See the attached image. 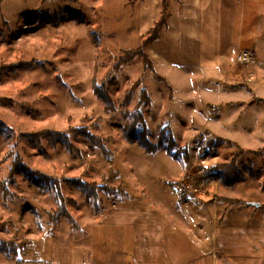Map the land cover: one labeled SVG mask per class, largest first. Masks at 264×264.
<instances>
[{"label": "rangeland", "instance_id": "1", "mask_svg": "<svg viewBox=\"0 0 264 264\" xmlns=\"http://www.w3.org/2000/svg\"><path fill=\"white\" fill-rule=\"evenodd\" d=\"M169 2L171 22L162 28L158 41L153 40V50L150 48L152 70L143 65L140 57L117 69L114 65L121 50L135 46L157 18L158 0H0V121L7 127L5 132L0 131V242L15 245L14 250L0 248V264H58L60 257L73 253L66 248L60 253L57 246L71 245L77 239L74 235L81 236L74 234L64 216L53 222V189H41L20 172L12 171L15 155L33 172L54 177L83 176L87 183L119 189L111 193L99 186L94 198L60 181L63 206L76 225L85 226L112 207L162 208L169 203L179 204L190 195L204 204L216 201L210 206L215 210L247 204L248 224L239 235L242 245L247 239L248 257L257 258L255 264H264L260 257L264 248V150H241L264 147V104L255 106V102H248L245 133L233 125L239 122L237 119L229 120L223 115L224 109L200 106V100L218 102L235 96L232 90L218 95L214 92L215 74L208 73L210 78L205 81L198 80L197 68L188 77L180 73L170 75L165 63L196 67L208 47L196 30V26L204 25L207 0H200L199 5L193 0ZM190 18L193 32L189 31ZM147 48L148 45L146 51ZM21 63L30 66L16 68ZM7 65L15 67L4 68ZM157 76L177 84L175 91L166 88ZM91 78L106 82L113 109L107 108L95 94ZM137 80L139 84L132 90ZM141 88L146 89L150 98L140 103L148 138L160 146L153 153L128 143L121 132L125 123L122 112L136 104ZM131 90L130 101L124 103L125 94ZM193 97L198 102L191 105V110L183 101ZM175 114L177 118L173 117ZM193 114L201 125L224 141L208 145L206 141L217 137L208 130L203 139H196L205 129L199 130L197 120H191ZM169 116L176 142L172 151L177 157L167 153L166 137L160 138L158 133V123L170 125ZM80 127L101 137L107 152L88 145L81 133L75 131ZM49 130L67 133L73 150H67L59 140L53 142L47 135L38 134ZM230 160L243 174L232 186L213 177L208 178L217 185H205L208 178H196L202 170ZM187 183L194 188L178 197L174 186ZM4 185L6 188L2 189ZM219 196L242 202L230 205L217 199ZM213 251V255L227 257L224 254L230 253V245L214 246Z\"/></svg>", "mask_w": 264, "mask_h": 264}, {"label": "crops", "instance_id": "2", "mask_svg": "<svg viewBox=\"0 0 264 264\" xmlns=\"http://www.w3.org/2000/svg\"><path fill=\"white\" fill-rule=\"evenodd\" d=\"M167 2L166 22L160 27L155 41L163 35L162 28L171 22L172 6L169 0ZM193 2L200 4V0ZM158 3L160 5V0ZM204 12V25L202 28L196 26L199 37L208 47V52L202 54L201 63L196 67L165 63L164 68L169 69L170 75L180 73L186 77L197 68L199 81L209 80V74H215L217 83L213 87L214 92L218 95L232 90L235 96L216 103L200 100V106L224 109L223 115L229 120L237 119L239 122L233 125L248 133V102H255V106L264 104V0H207ZM194 17L198 25L197 15ZM191 18L188 24L189 31L193 32ZM155 41L147 48L150 58ZM241 50H248L254 56L255 64L249 70L241 68L236 62ZM157 55H161V52ZM162 78L166 81V88H172L174 92L177 84L174 86L167 78ZM195 99L185 98L183 102L192 110L191 105L198 102H194ZM183 102L180 101V104ZM172 103L175 104V97ZM188 106H185V111ZM173 117L177 118V115ZM198 119L196 115H191V120L199 123V130L205 129L217 136L212 129L201 125ZM172 122L170 117L169 123L175 134ZM208 179L205 185L215 182L212 178ZM199 200L188 197L179 204L169 203L162 208L149 205L145 208L112 207L85 226H73L74 234L79 233L81 236L74 235L77 239L71 245L57 246L60 253L63 248L73 253V256L66 253L63 258L60 257L58 264H237V261L255 264L258 259L248 257L247 239L242 245V236L239 235L245 229L243 226L248 224V205H237L239 208L234 209L229 206L227 210L220 207L218 213V210L210 208L217 204L216 201L204 204ZM229 245L230 253L224 254L227 257L213 255L214 246ZM260 255L264 258V248Z\"/></svg>", "mask_w": 264, "mask_h": 264}, {"label": "trees", "instance_id": "3", "mask_svg": "<svg viewBox=\"0 0 264 264\" xmlns=\"http://www.w3.org/2000/svg\"><path fill=\"white\" fill-rule=\"evenodd\" d=\"M168 2L167 0H160V13L158 18L152 23V25L145 31V33L142 35L140 41L132 47H127L123 48L121 50L122 55L117 59L116 64V69L119 68L120 66L126 64L128 61L134 59L135 57H140L143 65L145 67H149L152 69L153 61L150 58L148 52L145 50V47L149 45L154 39H156L159 35L160 27L166 22V16L168 13ZM19 67L23 66H30L29 63H21L17 65ZM14 68L15 66L13 65H7L4 68ZM153 70V69H152ZM158 80L166 84V81L164 78L157 76ZM92 81V89L95 92V94L102 100V102L105 104L107 108L113 109V102L108 95L106 91V82H98L96 78H91ZM139 84V80L135 81L134 85L132 86V90ZM132 90L128 91L124 98L123 102H128L131 99L132 96ZM150 100L149 95L147 94V91L145 88L140 89L139 93V99L137 100L136 104L132 108H127L124 109L122 112L123 117L125 118V123L122 126L121 132L122 136L128 143H135L138 146H140L146 153H153L155 152L160 146L156 142L153 143L152 141L149 140L148 138V126L145 121L144 115L142 113V110L140 108V103L143 101L148 102ZM159 126V136L160 138L166 137V140L168 144L165 146V150L167 153H169L172 157H177V153L172 151V147L175 145V138L174 134L172 131L171 126L168 123H158ZM7 130L6 125L0 121V131L5 132ZM78 133H81V135L84 137L88 145L93 146V147H98L102 152L106 153L107 150L104 147V140L91 133L88 129L80 127L75 129ZM207 130H204L198 135H196V139H203L205 134L207 133ZM42 135H47L50 140L53 142L55 140H59L63 143V145L66 147L67 150L72 151L73 147L69 143L68 140V135L67 133H61L57 131H42ZM212 140H209L206 143L208 145H212L215 141H224V138L222 137H212ZM225 141H227L225 139ZM228 143L231 144V141H227ZM240 149V148H239ZM185 150V149H184ZM243 152H252V153H259L264 150V147H260L257 149H251V148H242L241 149ZM241 151V152H242ZM185 151H184V157L185 156ZM185 159V158H184ZM12 171H18L20 172L23 176H25L28 180H30L32 183L40 187L41 189H47V188H52L54 191V196L56 200V207L54 211L52 212L51 218L54 219L53 222H55V219L58 220V217L64 216L66 217L72 226H76V221L75 219L71 218V215L67 213L65 207L63 206V196L60 193L59 190V182L60 181H65L68 184L73 185L74 187L78 188L80 191L84 192L87 194V196L91 195L94 198L95 196V191L97 187H102L105 189L107 192H118L119 189H113L108 187L105 184L99 185L90 182L87 183L83 181V176H78V177H54L50 175H44L42 173H39L38 171L33 172L30 170L27 166H25L21 161L18 156H14L12 159V164L11 168ZM208 177H213L217 179L221 184L225 186H232L235 180H239L243 178V174L239 171L237 168L236 164L234 163V160H230L229 162L226 163H217L214 164L211 168H207L202 170L199 174L196 175V178L198 180L200 179H206ZM6 188V186H2V189ZM7 193V191H4ZM219 200L226 201L228 204H233L236 202H242L239 199H232V198H226L219 196L217 197ZM94 204V203H92ZM58 218V219H57ZM0 248H3L2 250H14L15 245L12 244L11 242H0Z\"/></svg>", "mask_w": 264, "mask_h": 264}, {"label": "built area", "instance_id": "4", "mask_svg": "<svg viewBox=\"0 0 264 264\" xmlns=\"http://www.w3.org/2000/svg\"><path fill=\"white\" fill-rule=\"evenodd\" d=\"M236 62L238 64V66H240L241 68L249 70L255 64V59H254V56L248 50H241L238 52V54L236 56ZM248 81H250L249 78H248ZM193 188L194 187L189 183H187L185 185L184 184H177L176 186H174V192L178 195V197H180V196L190 192V190H192ZM190 197H192V196L190 195Z\"/></svg>", "mask_w": 264, "mask_h": 264}, {"label": "water", "instance_id": "5", "mask_svg": "<svg viewBox=\"0 0 264 264\" xmlns=\"http://www.w3.org/2000/svg\"><path fill=\"white\" fill-rule=\"evenodd\" d=\"M256 204H258V203L256 202Z\"/></svg>", "mask_w": 264, "mask_h": 264}]
</instances>
